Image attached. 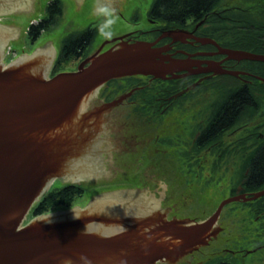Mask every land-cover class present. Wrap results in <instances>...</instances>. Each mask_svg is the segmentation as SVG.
I'll use <instances>...</instances> for the list:
<instances>
[{
  "label": "water",
  "instance_id": "95a60500",
  "mask_svg": "<svg viewBox=\"0 0 264 264\" xmlns=\"http://www.w3.org/2000/svg\"><path fill=\"white\" fill-rule=\"evenodd\" d=\"M29 1L0 0V264H157L170 260L171 251L180 254L182 248L206 245L218 233L215 228L225 206L264 196V190L235 195L203 221L187 225L164 221L152 228L153 217L141 215L138 199L150 202L162 214L171 204L158 203L151 179L146 183L144 178L134 191L97 197L85 208L40 215L22 226L57 179L107 189L123 176L124 162L112 163L110 155L120 144L130 148L122 136L139 132L141 123L127 120L126 108V99L136 90L93 108L100 88L135 75L167 80L172 78L167 77L168 68L182 63L162 56L155 47L159 39L107 46L110 49L103 52L94 48L76 71L52 78L53 46L6 65L4 47L22 42V32L10 31L12 21L25 16ZM81 1L97 9L122 5L125 0ZM221 53L238 62H264V54L245 50ZM220 72L235 77L247 74L224 68ZM256 78L264 82L263 77ZM98 133L103 140L96 148ZM103 154L107 160L99 168L97 155L102 159ZM98 168L115 179H87Z\"/></svg>",
  "mask_w": 264,
  "mask_h": 264
},
{
  "label": "flooded vegetation",
  "instance_id": "af4514ba",
  "mask_svg": "<svg viewBox=\"0 0 264 264\" xmlns=\"http://www.w3.org/2000/svg\"><path fill=\"white\" fill-rule=\"evenodd\" d=\"M217 1L212 0L207 8L199 10L197 14L175 15L170 13L165 16L161 13L160 15H150V8L142 12L136 11L134 12L136 18L135 16L134 18L138 21L134 22V25L144 23V28L139 26L113 38L114 42L108 43V45L111 44L110 48H113L119 46L120 43L155 42L160 39L155 47L161 50L162 56L167 60L182 61L179 66L168 68L170 73L167 77H172L167 79L169 81L168 91L172 94L170 97L140 96L134 100L135 107L140 109V112L133 114L134 118L141 123L139 132L122 136L130 148L120 144L121 147L114 150V155L113 153L110 155L112 163H116L115 160H119V163L125 162L127 156H132L133 152L136 154L135 159H140L141 155H145L147 159V157L154 156L155 153L167 155L170 171L173 172V175L169 177V183L174 181L182 183L184 190L181 191L182 194L175 202L176 190L172 189V186L168 189L171 205L166 208L167 212L163 214L160 211L156 212V208L150 202L140 201L138 196H135L138 199L141 215L153 217L152 228L163 225L164 221L181 222L182 225L202 221V218L189 217L186 211L191 210L190 207L196 203V198L207 197L210 199L213 197L216 194V185L222 179H228L230 183L234 182L235 186L239 182L237 194L251 195L264 190V176L259 177L254 170L257 162L259 163L258 157L264 149V133H259V137L263 141L262 144L253 143L255 132L249 130L251 126L249 124L237 125L238 97L235 91L237 83L225 79L224 77L230 75L220 72L222 68L245 72L247 74L236 78L243 84H252L253 74L245 69L246 67L241 64L242 61L227 59V55L221 53L223 49L246 50L239 45V41L249 40V38L239 32H222L220 24L222 21L226 23L248 22V18L236 16L233 13L246 12L247 5L250 3L264 5V0ZM170 3L173 5L176 2L172 0ZM181 4L184 7L189 6L185 2ZM186 9L189 12L190 8ZM138 15L144 17L143 22L141 21L143 18H138ZM254 20L264 23V16L250 18L251 22ZM171 32L176 34L161 38ZM92 45L93 43L89 45L90 48ZM108 49H105L104 46L97 51L103 52ZM84 51L79 53L84 55ZM78 55L72 56L68 61L71 70H76L86 59V57ZM137 77L149 83L157 81L151 76L140 75ZM142 87L144 88V86ZM179 89H181L179 92L185 91L181 96H177L179 92L176 91ZM251 101V97L246 99L247 103H251ZM128 103L133 102L128 101ZM161 107L166 111L157 113L156 110ZM158 126L162 127L159 129ZM157 129L158 131H156ZM151 130L156 133H149ZM102 140V135L98 134V139H95L94 142L96 148ZM238 151L242 153L240 157H238ZM97 158L96 162L100 163L99 168H101V161L107 160L105 154L102 159L99 155ZM140 163L137 165L139 168L137 173L141 169ZM159 163L161 160H155L154 164L150 165L152 168L150 176L143 173L146 183H150V179L154 181L158 179L161 182L164 178L161 172L165 171L160 172ZM155 164L159 168L155 167ZM147 166L149 164L144 165V168H149ZM99 168L95 169L91 176H87V179L97 182L104 178L109 181L115 179V176L112 179V176L107 172L103 173V170ZM155 168L157 171L152 173ZM115 171L116 168L113 167L112 172ZM222 172L228 175H223ZM180 173L181 175H179ZM140 178L145 181L141 175ZM56 183L60 184L61 181H56ZM64 185L69 186L73 183L69 182ZM209 186L210 190H207ZM248 205L245 209L247 213L248 209H252L257 214V220L262 221L260 226L252 224L251 235L255 229H259L264 237V197L250 201ZM215 229L220 232L211 236L206 245L187 250L182 248L180 254L177 251H171L170 260L159 263L202 264L206 255L203 248L208 246L212 240H216L223 227L217 224ZM237 243L239 244L238 241ZM261 248H264V243L252 247V249L237 246V249H226V251L231 254L234 264H264V256L261 258L255 256L257 250ZM253 250L256 251L247 255L248 251ZM250 256L251 258H249ZM240 257H243L244 260H241Z\"/></svg>",
  "mask_w": 264,
  "mask_h": 264
},
{
  "label": "rangeland",
  "instance_id": "374dc122",
  "mask_svg": "<svg viewBox=\"0 0 264 264\" xmlns=\"http://www.w3.org/2000/svg\"><path fill=\"white\" fill-rule=\"evenodd\" d=\"M153 2L154 0H125L122 5L107 7L109 9L114 10L115 23L111 25L109 29H107V31L111 33V36L105 37L104 35H101V33L99 32V28L108 17H106L99 11L100 8L93 9L81 0H30L29 11L25 14L22 19H13L10 29V31L22 32V42L9 45L4 48L5 51L8 52V49L10 47V50H12L13 53L15 52L19 57L20 55L24 54H32L35 49L37 50L41 49L42 47L53 46L55 58L57 53H59V51L61 50L63 42L67 38L76 35H81L88 31H94L95 41L92 42V47L89 48V50H85L84 55L81 53L78 55H82V57H86L87 59L89 56L92 55L94 48L111 46V44L108 45V43L114 42L115 39L113 38L119 37L129 31H132L135 28H138L139 26L141 28H144V23L140 25H134V22L138 21V19H135L136 16L134 15V12L145 11V9L150 8ZM51 5H54L53 9L49 10V7ZM50 13L56 16L54 20L55 22H50L48 24L49 27H47L39 36H37L36 38H32V36L30 35V24L39 25V23L44 20ZM138 16V18H143L141 20L143 22L144 17L141 15ZM106 42L108 43L106 44ZM71 69L72 68L70 64L66 63L64 71H70ZM118 84L119 85H116V83H113V85L107 84L102 87L98 91L97 95L94 96L93 108L106 105V102L109 100V98H106L105 96L110 92L112 94L111 99H118L132 90H122V87L126 85L124 80H121ZM134 95L135 94L132 95L130 100L126 99L127 120H137L136 118H134L133 114L140 112V109L136 108L134 104V100H137L138 98H140V96L134 97ZM128 101L133 103H128ZM158 109H161L160 113H164V111H166L162 107ZM248 124L249 126L253 125L252 123ZM161 127L162 126H158L159 129ZM156 131H158V129ZM156 131L151 130L149 131V133L155 134ZM135 156V153L132 154V156H127L123 166V176L118 179L114 184H112L109 188L106 189L84 185L87 187V191L81 198L77 199V206L85 207L93 199L94 196L117 197L139 189L143 181L140 178V175L143 179V173L151 175L150 173L152 168L150 167V165L154 164L155 160H161V163H159L160 168L156 166V164L155 167L159 168L160 172L162 170L165 171L161 172L162 177H164L161 182L158 181V179H156L155 181L151 180L158 203H171L169 199L170 192H168V189L172 187V189L176 190L175 202H177L178 196L181 195V191L184 190V185L182 183L179 184L176 181L169 183V177L173 175V172L170 171V165L168 164L169 159L167 155L162 153H155L154 156L147 157V159L145 158V155H141V161L140 159H135ZM139 162H141V169L137 173L139 169L137 165H139ZM146 163L149 164V166H147L149 168L147 169L146 167L144 168V165H147ZM155 171H157L156 168L152 171V173ZM223 172L221 174L228 175L224 174ZM179 175H181V173ZM233 183L234 182L230 183L228 179H222V181H219V187L218 185H216L215 188L216 194L210 199L207 197L200 199L194 196V198H196V203L190 207L191 210L186 211V214L189 217L196 219H207L215 213L222 201L233 197L236 194L237 188L240 185L239 182L236 184V186ZM207 190H210V186L207 188ZM244 204V202H234L224 208V211L219 220L220 224L218 222V225H222L223 230L218 235L216 240H212L208 246L203 248V250L206 252V255L204 256L205 260L202 264H211L213 259L228 255L229 251H226V249H237V246L239 247V245H243V242L241 244H238L237 241L243 239L242 232L244 234L246 232V229L248 231L247 239L251 238L250 229L252 227V224L249 221H252L251 217L253 218L255 216L254 218H256L257 214L256 212L254 213L252 209H248L249 212L247 213V210L245 209L248 206L243 207ZM244 217L247 218L248 222L243 221ZM253 222L256 223H253L254 225L260 226L262 221H259L256 218L255 220H253ZM244 224L246 226H244ZM248 246L249 245L247 244L245 248L252 249V247L250 248ZM223 248H225V250H223ZM251 256L249 258H251ZM255 256L257 258H261L262 256H264V248L257 250Z\"/></svg>",
  "mask_w": 264,
  "mask_h": 264
},
{
  "label": "trees",
  "instance_id": "16d2710c",
  "mask_svg": "<svg viewBox=\"0 0 264 264\" xmlns=\"http://www.w3.org/2000/svg\"><path fill=\"white\" fill-rule=\"evenodd\" d=\"M172 0H154L150 7V15L161 13L165 16H168L170 13L175 15H186V14H197V12L201 9L207 8V6L211 3L212 0H173L176 3L171 4ZM182 2L185 4H189V6L184 7ZM217 2H220L218 0ZM54 5L49 7V10L53 9ZM186 8H190L189 12H187ZM233 15L241 16L244 18H248V22L241 23H226L222 21L220 24L222 32H239L244 36H247L249 40H241L239 41V45L242 48L255 51V52H264V23H258V21H250L251 17H260L264 16V5L263 4H254L250 3L247 5L246 12H235ZM55 15L48 14L46 19L41 21L39 25H33L30 30V35L32 38H36L40 35V33L49 27V23H54ZM243 18V19H244ZM94 41V31H88L81 35H76L67 38L62 45L61 50L59 51L58 58L55 62V65L52 70V75H55L61 71H64L65 64L68 60L71 59L72 56L80 54L83 50H89L92 42ZM254 52V53H255ZM264 54V53H260ZM245 66L246 70L251 72L254 75L260 76L264 78V62H251V61H242L241 63ZM225 79L231 80L237 83L235 87L236 95L238 97V102L236 106V122L237 125H244L248 123H252L253 125L249 127V130L254 131L253 135V143L262 144L263 141L259 137V133H264V82L260 81L256 77H252V84H243L238 78L227 76ZM120 79L113 80L110 82V85L116 83L119 85ZM125 86L122 87V90L125 89H133L134 87L144 86L143 89L137 91L134 97L138 96H161V97H170L172 94L169 93V81L157 80L153 84L148 81H143L139 77H128L125 78ZM182 89V88H181ZM181 89L176 92L181 91ZM112 98L111 92L105 96ZM248 97L252 98L251 103H247L246 99ZM161 109H158L156 112L160 113ZM247 129V128H246ZM261 129V130H260ZM248 130V131H249ZM258 130V131H257ZM241 152L238 151V157L241 156ZM259 163L257 162V166L255 165V174L259 177L264 176V149L261 151L260 156L258 157ZM87 191V187L84 185H69L64 186L61 184H55L48 193H46L41 200L33 207L32 212L30 213L28 221L38 215H43L47 213H51L57 210L69 209L76 205V201L78 198H81L85 192ZM244 206H249L248 204H244ZM255 217V216H254ZM253 217V218H254ZM249 221L253 224V220ZM243 221H247V218L244 217ZM256 224V223H254ZM244 226H246L244 224ZM245 230V229H241ZM246 234V235H245ZM242 238L238 242L243 245H239V248H245L248 244V247H255L264 243V237L261 235L259 229H255L251 238L247 239V229L243 234ZM219 259V260H218ZM242 260L243 257H240ZM225 260L226 262L222 263L219 261ZM231 254H228L224 257H218L213 259L211 264H234V260ZM244 260V259H243Z\"/></svg>",
  "mask_w": 264,
  "mask_h": 264
},
{
  "label": "clouds",
  "instance_id": "9594fccd",
  "mask_svg": "<svg viewBox=\"0 0 264 264\" xmlns=\"http://www.w3.org/2000/svg\"><path fill=\"white\" fill-rule=\"evenodd\" d=\"M99 11L104 14L106 17H108L105 22L100 26L99 32L101 35H104L105 37H110L111 33L107 31L115 23L114 18V10L109 9L107 7L100 8Z\"/></svg>",
  "mask_w": 264,
  "mask_h": 264
}]
</instances>
